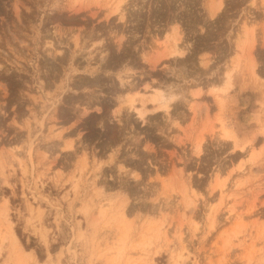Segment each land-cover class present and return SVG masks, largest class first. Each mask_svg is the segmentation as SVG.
Wrapping results in <instances>:
<instances>
[{"label": "rangeland", "instance_id": "1", "mask_svg": "<svg viewBox=\"0 0 264 264\" xmlns=\"http://www.w3.org/2000/svg\"><path fill=\"white\" fill-rule=\"evenodd\" d=\"M0 264H264V0H0Z\"/></svg>", "mask_w": 264, "mask_h": 264}, {"label": "bare ground", "instance_id": "2", "mask_svg": "<svg viewBox=\"0 0 264 264\" xmlns=\"http://www.w3.org/2000/svg\"><path fill=\"white\" fill-rule=\"evenodd\" d=\"M178 30V29H177ZM169 35H171V36H169ZM167 37H168V44H166L165 45V47L168 49V51H169V54H172V55H175V54H178L179 55V58H183V47L182 48H180L178 45H177V39H179L178 37L179 36H177L178 35V32H176V29L175 28H173L172 29V31H171V33L169 34ZM166 36V35H165ZM170 40H172L171 42H170ZM238 45V44H237ZM241 45V44H240ZM185 47V46H184ZM167 52V51H166ZM181 55V56H180ZM174 57V56H173ZM172 57V58H173ZM178 57V56H177ZM200 59V58H199ZM202 59V58H201ZM205 59V58H204ZM240 59V58H239ZM203 60V59H202ZM181 61V60H180ZM114 63V62H113ZM108 64V63H107ZM112 64V63H111ZM119 65V64H118ZM123 65V64H122ZM232 66V65H231ZM236 66V65H235ZM238 66V65H237ZM122 67H126V66H122ZM180 67H181V65H180ZM243 67V66H242ZM128 68V67H127ZM119 69H121L120 67H119ZM118 69V70H119ZM181 69V68H180ZM248 69V68H247ZM95 70V69H94ZM127 70V69H126ZM182 70H183V68H182ZM241 70H242V68H241ZM117 71V70H116ZM120 71H122V70H120ZM235 72V71H234ZM117 73V72H116ZM183 73V72H182ZM120 74V73H119ZM123 73H121V75H122ZM126 74V73H125ZM232 76V75H231ZM118 77V76H117ZM120 77V76H119ZM126 76H124V78H125ZM128 78V77H127ZM222 78V77H221ZM224 78H225V80H224V83L225 84H227V85H229V82H231L230 80V76H229V72L226 70V72H225V74H224ZM118 79V78H117ZM119 79H121V78H119ZM125 80V79H124ZM123 79H122V81H124ZM128 80V79H127ZM130 80V79H129ZM119 81V80H118ZM127 83V82H126ZM122 84V83H121ZM128 84V83H127ZM230 84H232V83H230ZM219 87H221V86H219ZM124 90V89H123ZM130 90V89H129ZM135 90V89H134ZM151 91L152 92H154L153 94H152V97H151V100H152V103H161V104H163V107L166 109L168 106H169V100H171L172 98H174L175 96H176V93H173V92H167V93H165V91L164 90H162V89H160V88H155V87H153L152 89H151ZM139 92V91H138ZM128 93H130V92H128ZM145 96V95H144ZM150 96V95H149ZM217 96V95H216ZM140 99H142L141 97H140ZM139 99V100H140ZM124 102L126 101L127 103H129L130 105H131V103H132V100H133V98H131V95H129V96H127V97H125L124 99ZM122 100V101H123ZM141 102V101H140ZM143 104V103H142ZM130 107H133V106H130ZM143 107V106H142ZM127 108V107H126ZM144 109H146V108H144ZM134 113L136 114V116L137 117H139V118H143L145 115H146V113H145V115L143 116V111L139 108V107H134ZM233 131V130H232ZM221 135L223 136V137H225V138H232V139H234V137H233V135L231 134V132H229L228 130H226V129H222V132H221ZM228 140V139H227ZM200 142H197L196 144H195V148L196 149H199L200 148ZM236 146V145H235ZM236 147H240V146H236ZM12 237H13V239H14V242H15V245L21 250V245L19 244V242H17V239H16V237H15V235H12ZM6 240V239H5ZM21 253H23V250H21Z\"/></svg>", "mask_w": 264, "mask_h": 264}]
</instances>
